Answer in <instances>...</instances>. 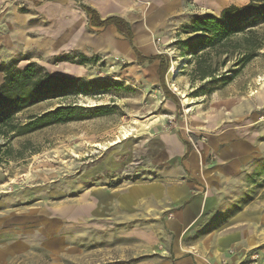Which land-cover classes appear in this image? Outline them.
Returning a JSON list of instances; mask_svg holds the SVG:
<instances>
[{
    "label": "crops",
    "instance_id": "0c3cea01",
    "mask_svg": "<svg viewBox=\"0 0 264 264\" xmlns=\"http://www.w3.org/2000/svg\"><path fill=\"white\" fill-rule=\"evenodd\" d=\"M248 2L0 0V27L14 29L12 37L0 36V42L8 37L19 46V35L28 32L31 42L24 52L32 60L70 52L91 58L105 52L127 57L159 78L160 58L140 63L117 27L91 24L84 7L92 9L96 19L123 18L143 57L162 54L166 59L170 55L159 51L156 39L165 44L170 34L158 27H179L194 14L219 13L231 4ZM66 63L54 65L57 70L50 72L77 74ZM243 133V127H236L211 135L209 145L199 150L205 163L202 167L198 151L192 147L185 158L187 141L177 131L165 130L148 149L153 162L147 157L114 186L107 184L112 170L98 164L85 170L78 176L76 189L71 180L63 184L62 197L51 208L56 215L52 221L76 222L77 228H45L47 243L42 247L52 258L74 259L78 264H264V198L244 204L228 195L235 173L256 155L246 151ZM110 164L119 168L117 160ZM233 202L236 207L231 209ZM56 236L64 242H50ZM247 252L257 255V263Z\"/></svg>",
    "mask_w": 264,
    "mask_h": 264
},
{
    "label": "rangeland",
    "instance_id": "374dc122",
    "mask_svg": "<svg viewBox=\"0 0 264 264\" xmlns=\"http://www.w3.org/2000/svg\"><path fill=\"white\" fill-rule=\"evenodd\" d=\"M248 1L227 0L239 5ZM202 13L218 14L210 11L198 14ZM189 22H182L179 27H158L170 35L165 44L156 39L159 51L172 58L165 82L178 96L179 103L169 101L160 79L150 69L127 57L103 52L89 58L90 62L80 64L81 54H61L70 58L65 61L66 65L77 71L67 75L82 79L78 90L74 88L65 96L32 105L16 117L23 121L28 114L59 104L81 107L82 117L23 134H0V264H51L53 260H58L57 264H78L74 259L52 258L42 247L47 243L45 228H77L76 222L63 224L51 218L56 216L51 208L61 199L63 184L71 180L76 189L78 176L98 164L114 172L107 182L114 186L125 180L127 174L131 175L132 169H137L147 157L153 162L151 153L147 156L148 149L165 130L177 131L190 143L198 151L202 167L205 163L199 150L209 145L211 135L243 127L246 151L256 155L235 173L237 178L231 182L228 195L238 197L235 201L244 204L264 198V50L230 81L220 83L211 93L200 94V83H192L190 77L194 58L181 56L175 44L188 37L183 28ZM13 30L0 27V36H11ZM20 38L19 46L8 37L0 42V63L30 58L24 52L31 42L28 32H21ZM57 56L60 55L34 61L49 71H56L55 67L61 63L54 62ZM27 62L21 60L19 66ZM173 67L177 69L175 75L171 73ZM2 75L0 71V83ZM88 81H98V84H86ZM97 106L106 107L107 113L94 114L93 107ZM124 130L130 133L126 138H123ZM155 155L159 157L158 153ZM112 160L118 161L117 170L111 166ZM235 203L229 205L231 209L236 207ZM74 234L72 237L76 240ZM49 240L55 244L64 242L58 236Z\"/></svg>",
    "mask_w": 264,
    "mask_h": 264
},
{
    "label": "trees",
    "instance_id": "16d2710c",
    "mask_svg": "<svg viewBox=\"0 0 264 264\" xmlns=\"http://www.w3.org/2000/svg\"><path fill=\"white\" fill-rule=\"evenodd\" d=\"M84 8L91 16V24L97 26L114 24L129 40L140 63L144 60L151 63L160 58L158 76L165 96L179 103L178 96L165 82L172 58L167 55L164 59L162 54L143 57L134 46L133 33L126 20L117 16L105 20L96 19L92 9ZM183 31L189 34L188 37L176 41L175 44L179 46L181 56L191 55L194 58V65L190 71L191 81L200 83L198 93H211L220 83L230 81L245 64L264 50V0H250L242 6L231 4L218 14H194ZM81 57L80 64L91 61L83 54ZM69 59L66 55H60L54 58V62ZM21 60L28 62L24 66H19ZM0 71L3 73L0 83V134H23L82 117L81 107L71 104H59L40 113L28 114L23 121L16 117L18 113L32 105L65 96L74 88L78 90L81 78L52 73L29 57L14 59L10 63H0ZM86 84H98V81H88ZM92 112L105 114L107 110L106 107L97 106L93 107ZM191 148L192 145L187 142L185 158Z\"/></svg>",
    "mask_w": 264,
    "mask_h": 264
},
{
    "label": "bare ground",
    "instance_id": "6f19581e",
    "mask_svg": "<svg viewBox=\"0 0 264 264\" xmlns=\"http://www.w3.org/2000/svg\"><path fill=\"white\" fill-rule=\"evenodd\" d=\"M67 69V68H66ZM67 72L68 73H72V71L71 70H67ZM171 73H172V75H175L176 73H177V69L175 68V67H173L172 69H171ZM185 101L186 102H188L189 101V98H185ZM130 135V133H129V131L128 130H124L123 131V138H126V137H128ZM112 144V143H111ZM97 146H100L101 148H106L104 145L102 146L101 144H97ZM72 151V150H71ZM73 152V151H72ZM75 156V155H74ZM77 156V155H76Z\"/></svg>",
    "mask_w": 264,
    "mask_h": 264
},
{
    "label": "built area",
    "instance_id": "2783aa9c",
    "mask_svg": "<svg viewBox=\"0 0 264 264\" xmlns=\"http://www.w3.org/2000/svg\"><path fill=\"white\" fill-rule=\"evenodd\" d=\"M158 41H160V39H158ZM230 253H234V251H230ZM246 255H250V257L252 258V262L253 263H257L256 261H257V255L256 254H252V253H246ZM246 257V256H245ZM224 264H226V261L224 262Z\"/></svg>",
    "mask_w": 264,
    "mask_h": 264
}]
</instances>
